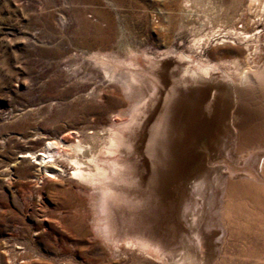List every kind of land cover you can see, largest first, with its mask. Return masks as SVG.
Segmentation results:
<instances>
[{"label": "rangeland", "instance_id": "374dc122", "mask_svg": "<svg viewBox=\"0 0 264 264\" xmlns=\"http://www.w3.org/2000/svg\"><path fill=\"white\" fill-rule=\"evenodd\" d=\"M260 4L0 0V264H169L182 252L220 262L236 239L228 198L264 190V126H250L254 115L264 123V87L239 84L241 70L264 69ZM205 68L215 79L202 103L210 131L156 202L146 185L150 127L175 82ZM108 128L139 154L122 148L116 173L99 157L111 171L98 180L88 160ZM67 133L92 180L70 179L63 160L64 173L45 182L35 153ZM137 238L158 249L139 251Z\"/></svg>", "mask_w": 264, "mask_h": 264}, {"label": "bare ground", "instance_id": "6f19581e", "mask_svg": "<svg viewBox=\"0 0 264 264\" xmlns=\"http://www.w3.org/2000/svg\"><path fill=\"white\" fill-rule=\"evenodd\" d=\"M253 2L258 3V0H253ZM260 5L264 8V4ZM181 57L184 58V56ZM100 59H102V56L96 57L95 63H99ZM207 70L206 68L203 69L200 77L186 79H181L180 77L177 82L174 81L175 87L166 95L167 98H165L166 102L161 115L150 127L151 136L146 152L151 169L146 185L156 202L159 200L164 201L168 197L170 183L190 164L191 147L199 138L207 136L210 131L213 119L206 117V106L203 112L202 103L207 98V91L210 90L207 82H214L215 79L210 76ZM239 75L240 85L264 87V69H244L239 72ZM210 77L211 80L203 79ZM254 117V122H251L250 126L262 128L264 123L261 118L255 115ZM140 125L138 129L141 131L146 126V121ZM107 131V144L104 146L99 145L96 151L97 154L88 160L89 165L94 167V177L98 180L105 179L111 171V169L102 165L103 161L101 162L98 159L99 157L110 164L111 173H116V169H118L117 157L122 148L128 153H138L135 140H128L120 130L108 128ZM246 135L245 138H247ZM69 136L67 133L59 141L50 140L41 150L35 153L34 164L42 166L39 168L44 172L41 177L43 181L50 182L59 173H64L61 166L63 160L70 161V165H72L70 168L71 173L69 172L70 179L79 182L92 180L88 168L85 169L77 157V153L82 148L81 145H76L75 147L73 145L67 148L66 140ZM69 151L73 153L72 158L68 156ZM24 158L25 156L22 159ZM130 168L131 174L135 175L138 172L136 171L137 167L135 168L136 170L131 166ZM260 173L264 175V160L260 167ZM142 179L140 177V184L144 181ZM253 193L244 194L237 201L227 197L228 200L224 208V221L230 235L229 237H235L236 239L235 243L231 244V248L226 251L225 256L216 264H264V190L260 189L258 193ZM135 241L136 248L145 254L148 253L150 247L158 249L154 244L144 239L137 238ZM112 245L116 246L114 243ZM129 246L131 245L129 244ZM167 261L169 264H209V260L191 252H182L176 256L169 255Z\"/></svg>", "mask_w": 264, "mask_h": 264}]
</instances>
